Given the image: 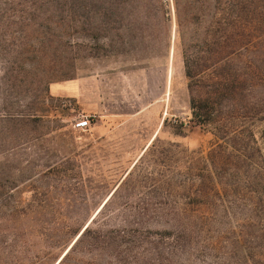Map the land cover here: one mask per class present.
Returning a JSON list of instances; mask_svg holds the SVG:
<instances>
[{"label":"rangeland","instance_id":"obj_1","mask_svg":"<svg viewBox=\"0 0 264 264\" xmlns=\"http://www.w3.org/2000/svg\"><path fill=\"white\" fill-rule=\"evenodd\" d=\"M9 2L21 11L42 1ZM61 3L56 14L12 15L2 24L7 43L0 50V111L9 100L16 111L50 120L35 128L0 123V230L12 225L13 213H29L22 224L42 263L62 256L76 241L73 232L115 192L108 214L116 216L103 221L108 225H122L133 213L202 208L193 190L179 183L177 166L206 158L218 142L211 127L191 120L174 10L164 35L148 47L107 53ZM46 34L53 40L42 45ZM74 81H80L75 96H58L65 82ZM86 119L87 129L75 127ZM178 121L186 124L183 136L173 134ZM259 129L264 139V124ZM168 143H178L183 153ZM230 202L224 209L231 215H248V205ZM144 223L153 232H141L137 264H264V240L235 248L243 222L236 232L215 225L217 245L200 240L191 247L157 238L161 219ZM253 224L258 235L262 226Z\"/></svg>","mask_w":264,"mask_h":264},{"label":"trees","instance_id":"obj_2","mask_svg":"<svg viewBox=\"0 0 264 264\" xmlns=\"http://www.w3.org/2000/svg\"><path fill=\"white\" fill-rule=\"evenodd\" d=\"M9 1L13 0H0V50L7 43L2 24L12 15L56 14L62 1L64 7L71 8L69 14L77 28L96 41L99 51L107 53L148 47L151 38L164 35L174 10L191 120L211 127L218 142L206 158L180 160L177 166L182 178L179 183L193 190L195 202L202 208L133 213L126 215L122 225H108L103 221L116 216L108 214L115 192L88 224L73 232L75 239L79 236L74 244L57 260L44 263L33 251L29 227L22 224L30 214L15 212L10 215L12 225L0 230V263L137 264L141 258L140 234L153 232L144 226V221L157 218L162 226L154 231L157 238H173L185 247L200 240L217 245L219 239L211 236L213 227L225 225L236 232L235 224L239 222L245 223L240 226L245 231L236 238V249L264 240V139L259 131L264 124V1L31 0L42 2L23 5L21 11ZM51 38L46 34L41 44L47 45ZM100 40L108 43L102 46ZM5 103L0 123L35 128L50 122L37 114L16 111L9 100ZM185 128L186 124L178 121L173 134L183 136ZM168 146L181 150L178 143ZM229 199L230 204L242 202L250 207L246 218L224 209ZM253 222L262 226L258 227V235L252 230ZM244 255L249 260L250 255Z\"/></svg>","mask_w":264,"mask_h":264},{"label":"crops","instance_id":"obj_3","mask_svg":"<svg viewBox=\"0 0 264 264\" xmlns=\"http://www.w3.org/2000/svg\"><path fill=\"white\" fill-rule=\"evenodd\" d=\"M78 82L80 81H74V82H65L62 86H61V89H60V94L58 96H61V97H72V96H75V93L78 88ZM77 83V84H76ZM67 91H66V90ZM66 91V92H65ZM166 115V114H165Z\"/></svg>","mask_w":264,"mask_h":264},{"label":"built area","instance_id":"obj_4","mask_svg":"<svg viewBox=\"0 0 264 264\" xmlns=\"http://www.w3.org/2000/svg\"><path fill=\"white\" fill-rule=\"evenodd\" d=\"M89 126H90V120L86 119V120H82V121L78 122L75 127L80 129V130H84V129H87Z\"/></svg>","mask_w":264,"mask_h":264},{"label":"water","instance_id":"obj_5","mask_svg":"<svg viewBox=\"0 0 264 264\" xmlns=\"http://www.w3.org/2000/svg\"><path fill=\"white\" fill-rule=\"evenodd\" d=\"M79 238V236L76 238V240ZM56 264H59V262L58 263H56Z\"/></svg>","mask_w":264,"mask_h":264}]
</instances>
